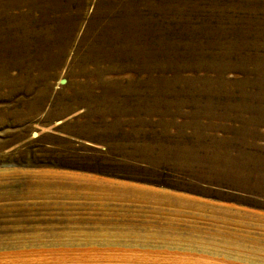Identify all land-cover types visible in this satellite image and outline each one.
I'll return each mask as SVG.
<instances>
[{
    "label": "rangeland",
    "instance_id": "rangeland-1",
    "mask_svg": "<svg viewBox=\"0 0 264 264\" xmlns=\"http://www.w3.org/2000/svg\"><path fill=\"white\" fill-rule=\"evenodd\" d=\"M179 35L264 57V0H0V264H264V192L213 162L264 125L154 112L149 41Z\"/></svg>",
    "mask_w": 264,
    "mask_h": 264
},
{
    "label": "crops",
    "instance_id": "crops-1",
    "mask_svg": "<svg viewBox=\"0 0 264 264\" xmlns=\"http://www.w3.org/2000/svg\"><path fill=\"white\" fill-rule=\"evenodd\" d=\"M220 38L179 35L159 38V47L149 41V76L159 74L149 78V85L162 96L161 109L155 101L154 112L185 117L193 131L259 132L264 125V74L260 78L255 66L264 57L244 55L258 48V40ZM229 71H245L246 76L229 79Z\"/></svg>",
    "mask_w": 264,
    "mask_h": 264
},
{
    "label": "bare ground",
    "instance_id": "bare-ground-1",
    "mask_svg": "<svg viewBox=\"0 0 264 264\" xmlns=\"http://www.w3.org/2000/svg\"><path fill=\"white\" fill-rule=\"evenodd\" d=\"M185 160L186 162L190 163L198 159L196 157L188 155L187 157H185ZM213 162L216 165L224 166L226 172H228L229 174H231V172H234L233 170L235 169V166H237L236 172H239L238 174L244 172L245 174L241 178H239L240 176H237L236 178H234L235 176H231L230 179L233 183L240 184L239 186L241 187H248L246 185L249 184L251 180L250 175H252L254 177V183H255L254 186H252V188L264 192V156L263 155L247 156V157H243V156L231 157L228 154L217 155L213 157ZM231 175H234V173Z\"/></svg>",
    "mask_w": 264,
    "mask_h": 264
}]
</instances>
